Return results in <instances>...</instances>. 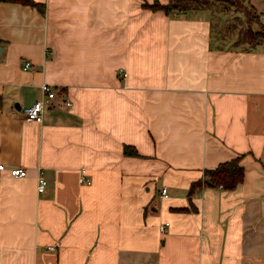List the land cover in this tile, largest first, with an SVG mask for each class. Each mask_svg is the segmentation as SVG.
Returning a JSON list of instances; mask_svg holds the SVG:
<instances>
[{"label": "crops", "instance_id": "0c3cea01", "mask_svg": "<svg viewBox=\"0 0 264 264\" xmlns=\"http://www.w3.org/2000/svg\"><path fill=\"white\" fill-rule=\"evenodd\" d=\"M33 1L0 3V264H264V0L245 28L145 7L170 0ZM237 158L235 189L204 178Z\"/></svg>", "mask_w": 264, "mask_h": 264}, {"label": "trees", "instance_id": "16d2710c", "mask_svg": "<svg viewBox=\"0 0 264 264\" xmlns=\"http://www.w3.org/2000/svg\"><path fill=\"white\" fill-rule=\"evenodd\" d=\"M0 3H14L21 4L24 6H30L37 8L40 12H44V6L35 3L33 0H0ZM210 1L206 0H170L167 5H160L154 3L153 5H145V7L150 8L153 11H164L165 13H170L172 11H188L192 9L208 8L210 7ZM264 31V30H263ZM255 35H260L258 40L264 39V32L259 33H248L249 39L255 38ZM252 43L256 42L254 39ZM124 154L127 156H137L136 151L131 147H124ZM204 178L209 179L212 184L221 185L224 190H233L238 184L243 181L244 169L240 165V159L237 158L230 162H225L214 170H207L204 172ZM202 185V181L194 183L191 185L189 194L191 195L196 187Z\"/></svg>", "mask_w": 264, "mask_h": 264}, {"label": "built area", "instance_id": "2783aa9c", "mask_svg": "<svg viewBox=\"0 0 264 264\" xmlns=\"http://www.w3.org/2000/svg\"><path fill=\"white\" fill-rule=\"evenodd\" d=\"M24 69H29L30 64L25 63L23 66ZM123 77H125V74H123ZM42 95L43 98L37 102H35L33 105H31L29 108L25 109L23 112V115L25 119L28 122L31 123H38L41 124L43 122V114L46 109L51 108L53 101L56 99L57 95L52 90V88L48 85L42 86ZM67 106H70V103H66ZM4 167L0 165V171H4ZM85 171L82 170V174H84ZM9 175L13 178H25L27 176V171L23 168H14L9 170ZM81 182L89 184V181H86L84 177L81 178ZM47 182L42 177L38 178V185H37V192L43 193L46 189ZM161 196L166 198L167 197V190L163 189L161 191ZM169 226V223H164L159 226L160 232L163 234L166 232L167 227ZM48 250L54 251V247H49Z\"/></svg>", "mask_w": 264, "mask_h": 264}, {"label": "rangeland", "instance_id": "374dc122", "mask_svg": "<svg viewBox=\"0 0 264 264\" xmlns=\"http://www.w3.org/2000/svg\"><path fill=\"white\" fill-rule=\"evenodd\" d=\"M206 1L208 2L210 1L211 7L212 6L214 7V10L216 11V13L218 14L222 13L221 14L222 17L223 15H226V16H229L228 18H230L231 12H235L236 15H240L241 19L239 22L243 28L246 27V25L249 23V20L252 17L251 11H249L247 5L242 0H206ZM233 21L235 20H230V19L228 20L231 27H232V24H234ZM259 36L260 35H257V36L255 35L254 39H258Z\"/></svg>", "mask_w": 264, "mask_h": 264}, {"label": "water", "instance_id": "95a60500", "mask_svg": "<svg viewBox=\"0 0 264 264\" xmlns=\"http://www.w3.org/2000/svg\"><path fill=\"white\" fill-rule=\"evenodd\" d=\"M3 53H4V48L0 46V59ZM207 183H210L209 180H207Z\"/></svg>", "mask_w": 264, "mask_h": 264}]
</instances>
